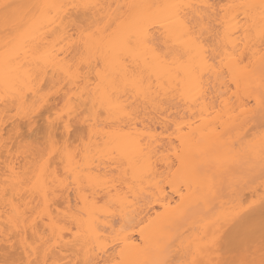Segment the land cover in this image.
I'll return each instance as SVG.
<instances>
[{"label":"snow or ice","instance_id":"obj_1","mask_svg":"<svg viewBox=\"0 0 264 264\" xmlns=\"http://www.w3.org/2000/svg\"><path fill=\"white\" fill-rule=\"evenodd\" d=\"M0 264H264V0H0Z\"/></svg>","mask_w":264,"mask_h":264}]
</instances>
